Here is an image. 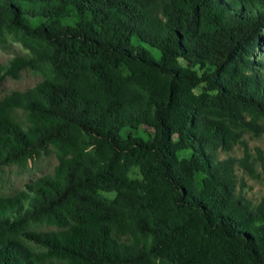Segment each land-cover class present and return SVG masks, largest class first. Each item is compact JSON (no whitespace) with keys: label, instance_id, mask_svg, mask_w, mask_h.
Segmentation results:
<instances>
[{"label":"trees","instance_id":"16d2710c","mask_svg":"<svg viewBox=\"0 0 264 264\" xmlns=\"http://www.w3.org/2000/svg\"><path fill=\"white\" fill-rule=\"evenodd\" d=\"M263 30L264 0H0V48L26 49L0 84L42 75L0 99V171L57 156L0 195V264H264V197L235 172H264L243 138L264 134Z\"/></svg>","mask_w":264,"mask_h":264},{"label":"rangeland","instance_id":"374dc122","mask_svg":"<svg viewBox=\"0 0 264 264\" xmlns=\"http://www.w3.org/2000/svg\"><path fill=\"white\" fill-rule=\"evenodd\" d=\"M29 22H34L29 19ZM26 49L21 44L13 42L8 48H0V63H6L14 54H23ZM155 58L159 57V52L156 49H151ZM256 59H261L264 62V30L262 31V43L259 49L255 51ZM264 73V66L261 68ZM42 79V75L38 72L25 70L21 73L20 78L13 79L6 77L0 84V99L14 90L23 91L34 86ZM19 115L23 118L22 113ZM152 128L142 126L137 129L125 128L121 133L126 136L129 132L135 135L147 137L152 133ZM243 138L251 152H254V147L259 146L264 148V134L254 135L251 132H245ZM243 155L242 145L236 144L230 151H219L221 158L227 156L241 157ZM57 163V156L54 152L48 155H42L40 158L32 159L27 166L19 167L15 164L3 166L0 171V195L6 196L17 192L25 187L26 183L33 182L40 176L51 174L54 166ZM254 172L249 173L240 167H236V178L238 181L237 188L242 190L245 197L253 204L258 203L264 197V172L258 163L254 165ZM132 176H138L136 168H133ZM107 196H112V193H106ZM51 227H41V229H49Z\"/></svg>","mask_w":264,"mask_h":264}]
</instances>
